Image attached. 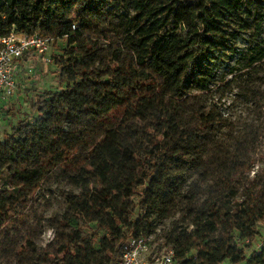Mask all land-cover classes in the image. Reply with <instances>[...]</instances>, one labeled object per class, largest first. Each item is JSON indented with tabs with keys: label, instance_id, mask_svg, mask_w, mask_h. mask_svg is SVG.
<instances>
[{
	"label": "trees",
	"instance_id": "obj_1",
	"mask_svg": "<svg viewBox=\"0 0 264 264\" xmlns=\"http://www.w3.org/2000/svg\"><path fill=\"white\" fill-rule=\"evenodd\" d=\"M108 8L126 13L121 45L130 51L131 62L120 60V50L114 52L111 58L118 64L102 77L94 74L91 61L103 51L83 31L91 30ZM262 23L264 0H0V36L12 30L47 32L65 42L51 57L64 86L37 92L15 124L0 133V160L6 157L15 169L12 197L37 190L57 167L73 168L71 181L81 192L67 198L71 214L60 223L69 232L60 247L62 258H54V264H117L129 237H147L144 217L157 209L169 161L192 157L193 135L210 125L207 114L197 116L195 124L185 119L184 99L193 89L206 90L213 78L210 66L237 51V43L247 45L239 51L246 68L264 59ZM251 30V39L242 38ZM3 102L1 115L11 120L12 110L4 112ZM122 107L108 131L117 163H107L104 150L90 144L87 161L93 170L76 166L72 151L87 138L67 128V122L82 109L99 119ZM255 183L232 215L214 203L207 206V232L195 229L198 242L176 245L177 264H261L264 185ZM15 214L0 196V228ZM215 223L223 225L224 234L211 242Z\"/></svg>",
	"mask_w": 264,
	"mask_h": 264
},
{
	"label": "rangeland",
	"instance_id": "obj_2",
	"mask_svg": "<svg viewBox=\"0 0 264 264\" xmlns=\"http://www.w3.org/2000/svg\"><path fill=\"white\" fill-rule=\"evenodd\" d=\"M125 16L121 10L108 8L102 18L95 20L91 30L83 31L84 36L95 40L103 51V55L91 61L96 76L104 77L118 64L111 58L118 50L120 60L131 62L130 51L121 45L125 38ZM253 33L251 30L242 38L251 39ZM37 34L44 37V53L28 55L19 63L14 95L2 103L4 112L12 110L9 114L12 119L1 115L0 133L10 123L15 124L20 117L19 110L27 108L28 100L37 92L44 88L59 90L64 86L65 79L51 60L64 48V39L55 41L47 32ZM260 38L264 39V23ZM246 46L237 43V51L225 53L221 60H216L210 66L213 78L206 82V90L193 89L184 99L185 119L195 124L197 116L207 114L210 125L193 135L195 143L189 146L192 157L169 161L164 175L166 188L157 209L144 215L143 225L150 228L147 234L150 257L174 251L178 243L198 242L193 232L195 229L207 232L205 219L210 203L232 215L241 202L248 200L253 180L255 184L264 185V59L251 69L246 68V61L239 54ZM122 110L123 107L111 109L96 119L95 114L82 109L67 122V128L87 138L86 144L72 151L76 166L93 170L87 161L90 144L104 150L107 163H117L108 131L115 127ZM21 165H17L18 170ZM72 169L70 165L57 167L47 174L37 190L29 194L17 192L12 197L14 165L6 157L0 160V196L16 211L0 228V264H54V258H62L60 247L69 228L60 221L71 214L67 198L81 192L72 184ZM87 177L99 183L96 176ZM88 188L92 191V183ZM138 215L139 212L134 213L135 218ZM195 223L199 224L197 228ZM215 226V231L209 234L211 242L224 234L223 225L215 223ZM191 254L195 256L194 250ZM82 258L81 255L78 261L83 262Z\"/></svg>",
	"mask_w": 264,
	"mask_h": 264
},
{
	"label": "built area",
	"instance_id": "obj_3",
	"mask_svg": "<svg viewBox=\"0 0 264 264\" xmlns=\"http://www.w3.org/2000/svg\"><path fill=\"white\" fill-rule=\"evenodd\" d=\"M44 37L37 33L26 35L12 30L0 36V101L14 95L19 63L31 54L44 53ZM1 115V114H0ZM264 244L258 247L264 264ZM149 239L146 236L129 237L123 244L117 264H177L173 250L150 257Z\"/></svg>",
	"mask_w": 264,
	"mask_h": 264
}]
</instances>
